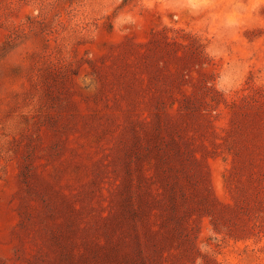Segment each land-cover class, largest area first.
Here are the masks:
<instances>
[{
    "label": "rangeland",
    "instance_id": "1",
    "mask_svg": "<svg viewBox=\"0 0 264 264\" xmlns=\"http://www.w3.org/2000/svg\"><path fill=\"white\" fill-rule=\"evenodd\" d=\"M0 264H264V0H0Z\"/></svg>",
    "mask_w": 264,
    "mask_h": 264
}]
</instances>
